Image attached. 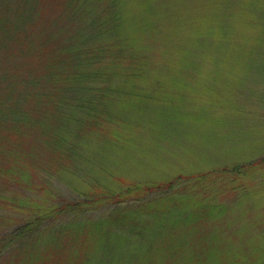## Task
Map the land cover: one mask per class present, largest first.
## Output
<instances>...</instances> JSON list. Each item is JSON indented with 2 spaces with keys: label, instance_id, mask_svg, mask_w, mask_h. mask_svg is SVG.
Segmentation results:
<instances>
[{
  "label": "rangeland",
  "instance_id": "374dc122",
  "mask_svg": "<svg viewBox=\"0 0 264 264\" xmlns=\"http://www.w3.org/2000/svg\"><path fill=\"white\" fill-rule=\"evenodd\" d=\"M95 1L102 9L114 5V0ZM118 5L122 21L119 26L117 21L114 35L106 31L102 39L111 42L115 38L116 42L113 41L115 52L111 53L114 58L110 54L101 62V69L110 71L109 79L107 77L101 86H105L104 107L120 116L117 127L126 139L123 143L122 139L120 144L114 143L110 149H103L106 147L102 144L104 137L100 134L96 137L97 133L87 136L83 145L89 151L88 165L92 170H87L85 175H62L55 182L56 194L72 201L87 200L93 198L91 181L105 184L113 192L127 191L135 183L146 180L156 182L176 174L218 170L227 164L236 166L233 163L238 162L241 166L244 161L263 157L264 0H122ZM39 9H43L41 20L36 21L31 34L28 33L32 39L53 33L64 22L59 17L56 3H40ZM99 36L98 33L90 38L83 35V40L88 39L91 45ZM22 39L12 47L13 54L0 57V66L12 70L24 65L37 69L49 44L45 43L39 52L31 53L20 47ZM2 54L8 52L4 50ZM108 86L115 93L113 98L107 97ZM5 130L0 127V138L5 135ZM254 149L258 152L244 159ZM104 155L112 167L111 172L95 171L96 163L102 162ZM3 163L5 161H0ZM83 166L82 161L80 167ZM261 168L257 178H250V184H256L255 189L259 191L247 198L237 192V201L230 203L226 211L232 214L227 224L244 217L250 210L257 225H251L239 234L228 235L229 230H224L215 234L217 244L202 248L195 245L201 242L200 225L197 226L201 210L198 207L189 209L184 203L168 206L172 200L167 197L159 200L151 197L154 194L141 195L143 192H130L121 203L109 198L96 204L98 210L88 212L91 218L115 217L127 212L137 221L132 227L110 221L99 228L95 234L98 236L105 231L106 236L97 239L108 240V249L113 253L107 256L106 249L91 254V264H228L243 255L252 260L256 249L260 253L264 251V239L259 234L264 229V166ZM30 173L28 177L33 174ZM228 173L225 171L226 175ZM233 175L239 177L242 174L236 172ZM231 176L225 177L224 181L216 180L211 186L218 185L217 181L229 184ZM195 184L199 185L197 181ZM74 186L84 194L90 193L91 197L76 192ZM189 192L194 190L180 192L183 195H178L177 199H190L192 194ZM253 196L258 203L251 202ZM162 203L172 208L162 209V205L158 208L161 213L174 211L185 218L183 225L176 229L182 237L178 235L172 241L176 248L160 247L164 244L158 240L165 237L166 230L155 231L147 224L151 221L156 224L152 217L153 207ZM22 215L20 211L14 218L21 219ZM78 216L75 219L83 218L82 213ZM217 222L211 228L213 231L220 229L217 225L221 224ZM161 227L159 225L156 230ZM236 227L241 229L239 225ZM208 231L204 228L202 236ZM96 235L77 239L73 234L72 239L64 238L57 257L55 253L45 257L41 254L44 251L35 247L30 250L31 256H25L20 250L15 253L18 255L15 258L12 255L0 257V264H61L68 255L76 257L77 264H83L87 258L83 243L93 245ZM208 252L212 253L208 255ZM36 255L40 257L34 261Z\"/></svg>",
  "mask_w": 264,
  "mask_h": 264
},
{
  "label": "trees",
  "instance_id": "16d2710c",
  "mask_svg": "<svg viewBox=\"0 0 264 264\" xmlns=\"http://www.w3.org/2000/svg\"><path fill=\"white\" fill-rule=\"evenodd\" d=\"M120 1L122 0H114L113 6L107 5L102 9L100 3L95 0H0V57L13 54L12 47L18 44L19 39L21 43L22 38L23 44L19 43L20 47L23 46L31 53L39 52L45 43L49 44L35 70L25 65L16 69L17 71L0 66V127L6 129L5 135L0 138V161H5L0 164V257L12 255L15 258L18 256L15 253L20 250L24 251L25 256H31L30 250L35 247L41 248L44 251L41 254L45 257L50 253H55L57 257L64 238L72 239L73 234L77 239L82 236L93 237L100 231L99 228L110 221L123 227H132L136 225L137 218H132L125 211L115 217L90 216L98 210L96 204L106 202L109 198L121 203L130 192H143L141 195L145 197L154 194L151 197L159 200H166L167 197L172 200L167 203L168 206L184 203L189 209L200 208L201 219L197 226L200 225L198 232L201 234V242L195 244L199 248L218 242L215 234L224 230H229L228 235L232 232L239 234L251 225H257V221L253 220L256 217L250 210L244 217L233 219L231 224H227V221L232 218V214L226 212L230 203L237 201V192L241 197L245 194L247 198L251 197L253 192L259 191L255 189L256 184H250V178H257L261 167L264 166V155L258 159L255 157L247 160L258 152L256 149L249 152L244 158L247 161L242 162L241 166H238V162L233 163L236 166L227 164L218 170L215 168L176 174L173 177L157 179L156 182L146 180L135 183L127 191L113 192L109 186L91 181L89 183L93 198L81 201L67 200L60 193L56 194L58 192L55 182L62 175H85L87 170H92L88 165L89 151H86L83 145L87 136L92 137L97 133L96 137L99 134L104 137L102 144H106V147L103 149H110L111 146L120 144L121 139V143L126 139V135L122 136L121 129L117 127L119 124L116 122L120 116L117 117L112 110L104 107L105 86H101L110 76L107 68L101 69V62L108 59L116 42L115 38H112L111 42H103L102 39L106 31L114 35L113 28L117 26V21L118 26L122 21L118 8ZM50 2L59 7V17L64 20L61 28L38 39L30 38L28 33L31 32L32 25L42 17L43 9H39V4L46 5ZM96 33L100 36L91 45L88 44V39L83 40V35L90 38ZM4 50L8 54H2ZM112 91V87L108 86L107 97H114L115 93ZM107 101L109 102L108 99ZM23 144L27 146L22 147ZM104 156L100 160L102 162L96 163L95 171L111 172L112 167L106 155ZM82 161L85 164L83 168L80 167ZM225 171H229V175H226ZM236 172L242 174L239 175L240 178L233 175ZM29 173H33V176L28 177ZM250 174L253 176L249 177ZM34 176H37V179ZM229 176V184L217 181L218 185L211 186L216 180L224 181V178ZM73 188L81 195L84 194L83 190L75 186ZM186 189L194 190L189 192L192 194L190 199H177L178 195H183L180 192ZM84 195L91 197L90 193ZM251 202L258 203L254 196ZM162 205L164 203L153 207L155 211L152 212V217L156 219V224L152 221L147 224L155 231L166 230L165 237L158 240V243L164 244L160 247L176 248L172 241L179 235L176 229L183 225L185 218L174 211L161 213L158 208ZM166 206L162 209L172 208ZM20 211L23 212L21 219L17 216V219L14 218ZM79 213L83 214V218L77 220L75 218L80 217ZM7 221L10 224L7 225ZM216 221L222 226L217 225L220 229L213 231L211 228L216 226ZM159 225L162 227L156 230ZM238 225L241 229L236 227ZM204 228L209 231L203 237ZM259 234L264 239V229ZM98 236H106V232ZM98 236L93 245L83 243L84 255L87 256L83 264H91L89 256L102 253L106 249L109 253H106L107 256L112 255L113 251L108 249V240H99ZM181 237L179 235V238ZM39 257L34 256V261ZM252 257L249 261L247 256L243 255L228 264H264V251L260 253L256 249ZM58 260L61 261L62 258L58 257ZM61 262L77 264L76 257L71 255Z\"/></svg>",
  "mask_w": 264,
  "mask_h": 264
}]
</instances>
